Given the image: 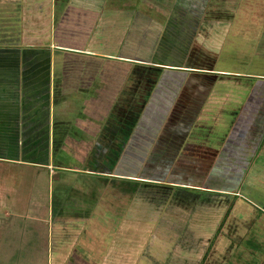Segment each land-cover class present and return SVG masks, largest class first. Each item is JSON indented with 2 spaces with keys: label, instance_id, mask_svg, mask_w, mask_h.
<instances>
[{
  "label": "rangeland",
  "instance_id": "1",
  "mask_svg": "<svg viewBox=\"0 0 264 264\" xmlns=\"http://www.w3.org/2000/svg\"><path fill=\"white\" fill-rule=\"evenodd\" d=\"M29 1L0 0V264H264V0H182L176 17L201 40L207 28L212 49L193 38L189 58L159 53L162 66L153 32L178 0H46L39 24ZM59 40L97 54L51 48ZM51 51L70 113L49 158V107L35 90ZM190 94L205 101L197 125ZM25 95L42 107L28 125ZM92 152L104 172L89 170Z\"/></svg>",
  "mask_w": 264,
  "mask_h": 264
},
{
  "label": "crops",
  "instance_id": "2",
  "mask_svg": "<svg viewBox=\"0 0 264 264\" xmlns=\"http://www.w3.org/2000/svg\"><path fill=\"white\" fill-rule=\"evenodd\" d=\"M44 1H46V0H36V1H29V2H27V4H26V2H24L23 4H26V6H24L23 7V10H25V9H27L28 8V6H35L37 9H35V11L36 12H34V13H32V14H35L36 16H35V18H33V19H31L33 22H38V24L40 23V17H38L39 15H38V13H37V11L39 10L40 11V6L43 4L44 5ZM206 1V0H205ZM208 1V0H207ZM57 2V1H56ZM238 2H240L241 3V1L239 0ZM209 3H210V0H209ZM208 3V6L209 5H211V4H213V3H210L209 4ZM238 5V4H237ZM240 5V4H239ZM239 5H238V7H239ZM238 7H237V9H238ZM66 8V7H65ZM65 8L63 9V13H61V15L63 14H65ZM164 9V8H163ZM209 9V8H208ZM160 10V9H159ZM28 11V13L29 12H32V11H29V10H27ZM77 11V10H76ZM76 11H75V14H76V16L78 15L77 13H76ZM80 12V11H79ZM158 12H161V10L160 11H158ZM170 12V11H169ZM168 12V13H169ZM92 13L94 14V15H99L100 14V12L98 13V14H95V12L94 11H92ZM168 14L167 12H166V10H164V15H163V17H165L166 16V14ZM170 13H172V12H170ZM173 13H176L177 15H179V13L180 12H173ZM72 15H73V13H72ZM71 15V16H72ZM139 15V14H138ZM140 16L141 17H139L141 20H144V21H146V22H153V20H151V21H149L150 19L149 18H146V17H144L143 15H141L140 14ZM93 18H94V16H93ZM95 18H96V16H95ZM138 18V16L136 15L135 16V19L134 20H136ZM140 19H138V20H140ZM148 19V20H147ZM96 20V19H95ZM140 20V21H141ZM145 22V23H146ZM158 27L159 28H162V26H160V24L158 25ZM203 33H204V35H203V37H204V39L203 40H201V37H202V34H200V32H199V34H198V36H196L195 37V39H197V41L199 42H201V43H204L203 45H202V47L205 49V50H208V51H210L212 48H211V46H210V43H212L211 42V40H212V35L208 32V30H207V28H204L203 30ZM210 37H211V39H210ZM60 38H62V37H60ZM200 38V39H199ZM209 38V39H208ZM52 41V40H51ZM196 41V40H195ZM62 42L63 41H61L60 42V40H59V43L58 44H55V43H53V44H51V48H53L54 50H56L57 48H59V49H65V50H69V51H74V52H78V53H82V54H88L89 56L91 55V54H97L96 53V51L95 50H85V48H82L81 47V45H78V44H72L71 43V45H68L67 43H65V42H63V43H65L66 45H63L62 44ZM194 44H196L197 45V43L196 42H194ZM193 44V45H194ZM156 43H153V46H155L156 47ZM65 46V47H64ZM33 48H47L46 46H41V45H38V46H35V45H33L32 46ZM154 47V48H155ZM154 48H153V51H154ZM84 49V50H83ZM47 51V50H46ZM52 53V51L50 52V64H49V68H50V73H49V78H43V79H47L48 81L47 82H45L44 81V85H42L40 88H38V89H36L35 90V92L36 93H38V94H42L43 93V95H45L46 96V101H47V104H48V107H49V111H48V113H49V122H50V125H49V127H48V149L50 150V154L48 155L47 154V156L50 158V156H51V149H52V146L56 143V138H57V132H64L65 131V129L67 130L68 128H67V125H68V120H67V116L69 115V107L67 106V98H68V93L67 92H65V90L67 89V85H66V83H59L58 81H57V78H56V75H55V72H54V69H53V56L55 55V54H51ZM123 59H125V60H129V59H126V58H123ZM132 61V60H131ZM54 65H55V67H56V60H55V58H54ZM180 68H182V67H180ZM49 72V71H48ZM31 75V74H30ZM47 75H48V73H47ZM24 76H26V74H24ZM32 76V75H31ZM28 78L29 79H31L32 80V82L34 83V84H38V83H36V78H34V76H32V78H30L29 76H28ZM25 80H27V78L25 79ZM23 84V83H22ZM154 86V85H153ZM78 87V86H77ZM80 87H81V90H80V94H82V95H84V93H89V89L87 88H84V86L81 84L80 85ZM153 89H154V87H153ZM153 92H151V93H149V95H148V97H146V96H144V97H146L145 98V104H144V109H145V107H146V105H148L147 103H148V101H149V98H150V95L152 94ZM181 93V91L179 90V93H178V95ZM161 94H164V93H161ZM164 96V95H163ZM189 96V95H188ZM141 97H143V95L141 96ZM190 98V100H196V98H200V97H196V96H193V95H191L190 94V96H189ZM193 97L195 98V99H193ZM8 98H10V97H8ZM174 98V99H173ZM178 97H172V105H171V107L172 106H174V102H175V100L176 101H178V99H177ZM14 99L16 100V102L19 104V100L16 98V97H14ZM24 101H25V103H24V105H22V108H24V112H23V114L27 111V113L24 115V122L23 123H27V119H26V117H28V120H29V124H32V122H34V120H35V123H36V119H37V116L40 114V113H36V116H35V119H34V114L35 113H33V112H31V110L33 111V110H36V111H34V112H38V110H40L42 107L40 106V105H37V103H35V102H33V100L31 99V97H30V95H25V99H24ZM203 101V100H202ZM59 103H61L62 104V107H61V109L60 110H58V108H59ZM70 103H68V105H69ZM204 106H205V104H204ZM78 108H79V105L77 104V108L75 109V111H77L78 110ZM177 108V107H176ZM197 109V108H196ZM196 109H194V111L196 110ZM204 109V108H203ZM203 109H202V111H203ZM57 111H60V112H57ZM201 111V112H202ZM64 112H66V115L64 114ZM210 112H208L207 113V115H210V114H212V113H210ZM28 115V116H27ZM211 116H213V115H211ZM200 120V119H199ZM195 121V120H194ZM194 121H192V122H194ZM198 120H196V122H195V125H197V122ZM28 123L26 124V125H28ZM100 136V135H99ZM114 138H116L115 137V135H114ZM38 140L39 139H37V140H34V142L35 143H37L38 142ZM98 141H99V139H98ZM128 146V145H127ZM127 146H126V148H127ZM100 146H99V142H97V144H96V146H95V149H97V148H99ZM190 148H199V149H206V150H210V151H215V149H209L208 147H201V146H198V147H196V146H193V147H190ZM94 149V150H95ZM94 152V151H93ZM93 152L92 153H89V154H87L86 155V159H85V162H88V163H91V165H88L90 168H89V170L91 171V172H97V173H101V172H104V171H102V169H100V167L99 166H101V164H100V160H96L95 159V157L93 156ZM215 153H219L218 151H215ZM218 155V154H217ZM108 161H109V159H108ZM119 161H120V159L119 160H114L113 158H112V160L111 161H109L110 162V164L111 163H113V162H115L116 164H119ZM33 163V162H28V161H23V163ZM33 164H35V165H44V164H41V163H37V162H34ZM46 166H49V168L51 167L52 168V165L51 164H49V165H47L46 164ZM116 166V168H115V170L117 169V165H115ZM102 167V166H101ZM110 172V171H109ZM262 211H264V209L262 210ZM222 228V227H221Z\"/></svg>",
  "mask_w": 264,
  "mask_h": 264
},
{
  "label": "trees",
  "instance_id": "3",
  "mask_svg": "<svg viewBox=\"0 0 264 264\" xmlns=\"http://www.w3.org/2000/svg\"><path fill=\"white\" fill-rule=\"evenodd\" d=\"M181 1L182 0H178V2H175V4H174V6L172 7V13H171V15H170V17H168V19H167V21H166V25H162V23L160 24V26H162V28H159L158 26H156V30L153 32V34H154V36H153V40L152 41H154V43H156L157 45H156V49L153 51L154 53H153V59H154V61H156L155 62V64H157V65H164V63L162 62V61H160V57L158 56V54L159 53H162V54H164V55H166L167 53H170V54H175V52H178V54H179V56H181V58H183V59H187L186 58V56L189 58V52H188V55H187V52L186 51H188V48H190V49H192V44H194L193 42H192V40L194 41V39H195V37L196 36H198V32H196V29H195V25H193V27H191V26H189L190 27V31L187 29V28H185V27H183V23H181V22H183V18H182V20L181 21H179L178 19V17H176V16H179V15H177L176 13H173V12H177V9H180L179 7H184V5L183 4H180L181 3ZM58 6V5H57ZM30 7V11L32 10V12H34L35 11V9H37L35 6H29ZM28 7V8H29ZM188 7V6H187ZM185 8V7H184ZM25 11H26V9H25ZM26 13H28V11H26ZM30 14H32V13H30ZM40 18H42V17H40ZM45 20L44 19H41V22H44ZM197 21V20H196ZM48 22V21H47ZM179 23V24H178ZM188 27V28H189ZM171 30V31H170ZM163 31H164V33H163ZM162 33V38H161V40H159V35H158V33ZM186 34L187 35V33H188V36H186L185 35V37H187V38H184V37H182L183 36V34ZM194 38V39H193ZM32 41H34V40H36V41H42L43 42V38L41 37V36H35V38H33V39H31ZM32 41H30V42H32ZM151 41V42H152ZM159 41V42H158ZM192 43V44H191ZM31 44H33V42L31 43ZM34 45V44H33ZM42 45H43V43H42ZM163 48V49H162ZM181 48H182V50H181ZM183 49H184V52H182L183 51ZM167 51V52H166ZM73 53H78V52H74V51H72ZM156 52V53H155ZM192 53H193V51H192ZM79 54V53H78ZM154 56H155V58H154ZM173 57V56H172ZM50 60V59H49ZM125 60V59H124ZM43 62H45V61H43ZM46 63V65H49L50 63L48 62V61H46L45 62ZM57 64H58V62H56V66H57ZM170 66H173V67H176V68H180V67H183L182 65H180V63H172V64H169ZM48 67V66H47ZM49 68V67H48ZM159 68H162V67H159ZM47 69H45V70H43V75H47ZM160 77L158 78L157 77V79H156V83L155 84H157V83H159L160 82ZM138 83H140L141 84V82H138ZM154 84V86L153 87H155L156 85ZM136 86H138L139 87V85H136ZM121 89V88H120ZM134 89V86L133 87H131V90H133ZM124 92H122V89L121 90H119V93L121 94V92L122 93H127L128 92V90H123ZM137 96H139V99L138 100H136V98H134L133 97V95L131 96V98H129L130 99V102L132 101V99L133 100H135L136 102H134V103H132V105L131 104H128L129 105V113H130V115L132 114V110H134V108H136V107H138V106H140V108H141V99L140 98H142L141 96H140V93H138L137 94ZM196 98V97H195ZM194 97H193V99H195ZM198 98H196V100H197ZM201 100L199 101V103H198V108L194 111V113L191 115V116H189V120L191 119L192 121H194V122H192V123H195L196 122V120L199 118V114H200V112L202 111V109L204 108V104H205V101H204V99H202V98H200ZM196 100H191V101H196ZM203 100V101H202ZM198 102V101H197ZM137 103V104H136ZM132 108V109H131ZM131 109V110H130ZM177 109V108H176ZM131 111V112H130ZM199 111V113L197 114V112ZM139 119L137 120V122H134L135 124H134V127H133V131H131V133H129V135L127 136V139H126V142H128V144H129V142H130V139H131V137H132V135H133V133H134V130H135V127L138 125V123H139V121L141 120V117H142V115H143V113L141 112H139ZM124 124L125 125H128V124H132V122H130V123H128L127 121L126 122H124ZM109 127L107 126V129H106V131H109L110 133L109 134H112V132L110 131L111 129L109 128ZM105 131V132H106ZM113 131V130H112ZM113 135H115V134H113ZM127 146V145H126ZM126 150V147L123 145V148H122V150H121V152H124ZM119 159V157H117V159H115V160H118ZM112 164V163H111ZM110 165V164H109ZM115 165H116V163L114 162L113 163V166L111 167V171L112 170H114V168H115ZM214 165H215V163L214 164H212V168L214 167ZM210 171H211V169H210ZM121 176H123V175H121ZM131 178H136V176H133V177H131ZM133 180V179H132ZM145 180H147L146 178H145ZM135 181H137V180H135ZM139 183L140 182H138V185H139ZM174 183H176V182H174ZM174 183L173 184H171V185H169V186H167L166 184H163V185H165L166 187H178L177 185H174ZM143 184H145V186L146 187H150L151 185H159V184H152L151 182L149 183V182H144ZM162 185V184H161ZM143 186V185H142ZM188 189H192V190H197V189H194V188H188ZM197 191H201V192H203V191H205V190H200V189H198ZM210 193H215L214 191H210ZM211 202H217V200L216 201H214L213 199L212 200H210V203ZM225 218V214L223 215V212H222V218L220 219L221 221L220 222H218L219 223V225H220V227H219V229H218V231L220 230V228L222 227V225H223V223H222V220ZM217 227H218V224H217ZM215 234H217V233H215ZM205 259H206V256H205V258H204V260L202 259L198 264H203L204 263V261H205Z\"/></svg>",
  "mask_w": 264,
  "mask_h": 264
}]
</instances>
